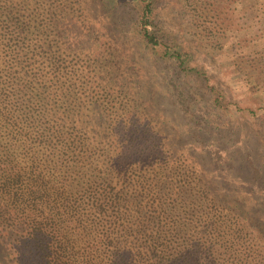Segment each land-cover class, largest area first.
<instances>
[{"label":"trees","instance_id":"trees-1","mask_svg":"<svg viewBox=\"0 0 264 264\" xmlns=\"http://www.w3.org/2000/svg\"><path fill=\"white\" fill-rule=\"evenodd\" d=\"M86 2L0 0V234L14 235L11 264H119L132 246L83 244L105 238L104 231L115 225L119 201L128 202L141 189L152 194L149 221L156 222L153 213L161 200L156 194L168 190L162 183L168 180V164L161 169L150 163L171 156L164 126L151 119L154 114L136 110L138 102L129 95L138 80L129 70L145 72V66H137L128 45L106 36L109 32L100 26L96 42L82 46L93 21ZM98 2L112 8L109 0ZM145 2L135 31L147 55L171 64L183 78L195 77L207 85L216 94L213 107L232 108L235 101L228 91L192 62L190 46L155 24V0ZM124 57L131 62L125 68ZM70 118L78 127L80 121H95L97 131L74 134ZM70 162H86L85 170ZM169 176L173 181V171ZM124 188L128 192L121 199ZM227 210L234 212L225 205L220 211L230 222ZM220 220L211 222L218 225ZM190 237L184 231L178 241ZM191 257L197 264L209 262L202 250Z\"/></svg>","mask_w":264,"mask_h":264},{"label":"rangeland","instance_id":"rangeland-1","mask_svg":"<svg viewBox=\"0 0 264 264\" xmlns=\"http://www.w3.org/2000/svg\"><path fill=\"white\" fill-rule=\"evenodd\" d=\"M109 1L112 8L87 0L93 21L82 46L96 42L100 26L109 32L106 36L128 45L131 57L137 56V66H145V72L129 70L138 74L129 95L138 102L136 110L154 114L151 119L164 126L171 156L166 162L150 163L161 169L168 164V180L162 182L168 190L156 194L161 200L154 209L155 224L149 221L152 194L141 189L128 202L119 201L115 225L104 231L105 238L83 245L132 246L122 257L116 253L122 259L119 264H197L191 255L201 250L208 264H264V0H155V24L190 46L192 62L228 91L235 101L232 108L213 107L216 94L207 85L195 77L183 78L171 64L147 55L135 31L145 0ZM122 63L125 68L131 62L124 57ZM245 107L253 111L242 112L240 108ZM94 123L80 121L79 127L71 123L69 130L78 134L83 129L84 136L87 131L94 135ZM160 141L163 145L164 141L156 140ZM66 157L70 159L67 153ZM70 163L85 170L86 162ZM127 192L126 188L119 192L121 199ZM224 205L234 211H226L230 222L220 211ZM218 218L224 222L213 225L211 220ZM235 229L239 236L233 234ZM184 231L192 237L178 241ZM13 236L0 234L3 264L13 262ZM207 240L211 244L204 245ZM75 242L80 244L79 238Z\"/></svg>","mask_w":264,"mask_h":264}]
</instances>
